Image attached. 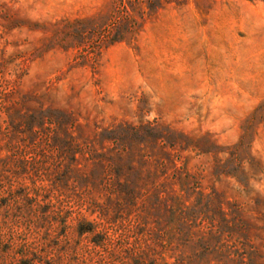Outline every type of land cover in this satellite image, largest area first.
Instances as JSON below:
<instances>
[{
  "label": "rangeland",
  "instance_id": "1",
  "mask_svg": "<svg viewBox=\"0 0 264 264\" xmlns=\"http://www.w3.org/2000/svg\"><path fill=\"white\" fill-rule=\"evenodd\" d=\"M116 1L0 0V57L9 62L0 77L15 82V99L26 97L19 114L43 117L48 128V113L62 115L61 128L95 152L110 146L100 133L121 123L162 122L200 139L209 152L184 150L182 160L188 157L190 173H201L206 194L242 207L234 238H244L246 227L244 263L264 264V0H161L132 37L93 59L70 26L108 14ZM6 119L0 110V132ZM4 143L0 159L9 154ZM75 159L72 167L93 172L80 153ZM38 185L45 190L36 197ZM103 188L92 192L100 203L109 196ZM78 196L60 195L48 180L33 184L28 173L3 182L0 264H99L109 239L98 235L101 227L81 233L97 215ZM126 206L135 213L136 206ZM231 259L221 264H236Z\"/></svg>",
  "mask_w": 264,
  "mask_h": 264
},
{
  "label": "trees",
  "instance_id": "2",
  "mask_svg": "<svg viewBox=\"0 0 264 264\" xmlns=\"http://www.w3.org/2000/svg\"><path fill=\"white\" fill-rule=\"evenodd\" d=\"M160 2L117 0L108 14L71 25L72 37L80 44L90 45L94 59L102 48L132 37ZM7 63L8 59L0 57V70ZM15 96V82L0 77V110L7 116L0 143L5 141L9 153L0 159V185L11 184L28 173L33 184L48 180L60 195L78 193L86 211L97 215V220L87 223L81 233L101 227L98 235L102 240L109 239L99 264H209L211 256L217 264L228 257H233L231 260L236 264H245L248 229L244 227V238H234L236 227L232 223L241 220L242 207L225 202L214 192L206 194L201 186V173H190L188 157L182 160L180 152L184 150L196 154L209 152L200 148V139L162 122L121 123L100 133L102 141H108L110 146L95 152L93 144L77 143L67 128H61L65 118L62 115L48 113V122L54 125L48 128L43 126V117L38 119L32 114L28 119L19 114L20 108H27V99ZM36 121L41 130H35ZM76 153L94 165L92 174L72 167L71 163L77 162ZM236 153L233 149L231 157ZM100 184H104L100 191L109 192L104 203L92 196ZM91 185L96 189L90 188ZM42 190L44 186L36 187V197L44 194ZM193 195L196 199L187 204ZM138 198L140 206L136 204ZM126 204L136 206L135 213L126 209ZM45 207L39 206L41 212L45 213ZM108 229L115 237L112 234L107 237ZM183 248H189L191 255H184ZM165 253H169L171 261Z\"/></svg>",
  "mask_w": 264,
  "mask_h": 264
}]
</instances>
